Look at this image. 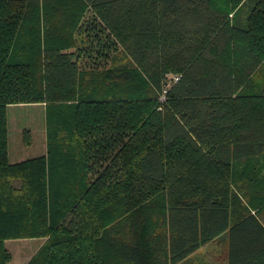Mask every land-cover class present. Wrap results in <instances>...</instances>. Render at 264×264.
Listing matches in <instances>:
<instances>
[{
    "label": "trees",
    "instance_id": "16d2710c",
    "mask_svg": "<svg viewBox=\"0 0 264 264\" xmlns=\"http://www.w3.org/2000/svg\"><path fill=\"white\" fill-rule=\"evenodd\" d=\"M256 80L264 0H0V264L9 240L41 239L25 264H191L218 238L226 264H264V189L235 176L264 157ZM27 104L45 152L10 162L6 109Z\"/></svg>",
    "mask_w": 264,
    "mask_h": 264
},
{
    "label": "rangeland",
    "instance_id": "374dc122",
    "mask_svg": "<svg viewBox=\"0 0 264 264\" xmlns=\"http://www.w3.org/2000/svg\"><path fill=\"white\" fill-rule=\"evenodd\" d=\"M249 3L243 7L242 13L240 14L241 18L248 14ZM90 20V14L86 13L83 18V22L85 24L80 29L78 33V45L80 48L86 49L90 51L91 54L93 50L91 48H95L96 43L99 41L102 42L104 39L105 33H102L98 30L95 31H84L87 22ZM95 30V29H94ZM89 33V36H87ZM100 37L102 39L100 40ZM104 41V40H103ZM115 54L116 57L123 59L121 62H125V58L122 55L123 52L118 47L117 50H110V55ZM262 79V78H261ZM256 87L261 85V88H264V82L259 80L254 81ZM7 115V125H8V158L10 162H15L19 159L32 158L35 156H40L44 154L45 150V116H44V106L41 104H27V105H11L6 109ZM24 130H29V135H31V141L28 146H25L22 142V132ZM235 170L238 178H245L247 181H252V184L249 185V182H246L248 185V190L251 193L256 192V188L264 189V182L260 180H255L256 170L264 173V157L259 159H251L246 162H240ZM258 173V175H259ZM259 181V182H257ZM259 216L264 221V207L260 208ZM41 239H29V240H12L11 242L6 243V247L11 253L13 257V261L11 264H16V261L21 259V256L27 260L39 247L41 243ZM216 243L213 242L209 245V248L204 252L205 255L203 257L202 254L195 257L191 260V264L193 261L195 263H205L208 264L209 261L219 262L221 256L214 257V247ZM212 248V249H210ZM222 254V252H221ZM25 257H24V256ZM11 257V259H12ZM203 257V258H202ZM204 260L206 262H204ZM213 262V263H216ZM193 263V264H195Z\"/></svg>",
    "mask_w": 264,
    "mask_h": 264
},
{
    "label": "crops",
    "instance_id": "0c3cea01",
    "mask_svg": "<svg viewBox=\"0 0 264 264\" xmlns=\"http://www.w3.org/2000/svg\"><path fill=\"white\" fill-rule=\"evenodd\" d=\"M261 221H262V219H261ZM262 223H264V221H262ZM23 240H29V239H23ZM11 241L12 240L6 241L5 246H6V243L11 242ZM214 242L216 243V246L213 248L214 249V255L212 254V256H214V257H217V256L220 257L221 256L222 259H220L218 263L216 261H209L208 264H226L227 263V242L222 241L221 238L216 239ZM209 245L200 248L198 251H196L195 253L190 255L189 259H187L188 262L191 263V260H193L195 257L199 256L200 254H202L204 257V255H205L204 252L209 248ZM210 249H212V248H210ZM221 252H222V254H221ZM28 259L29 258H27V260H26L25 258H23L21 256V259L19 261H16V264H25L28 261ZM12 261H13V257L8 264H11ZM204 262H206V261L204 260ZM213 262H216V263H213ZM192 263H195V261H193ZM196 264H201V263L198 262ZM202 264H205V263H202Z\"/></svg>",
    "mask_w": 264,
    "mask_h": 264
}]
</instances>
